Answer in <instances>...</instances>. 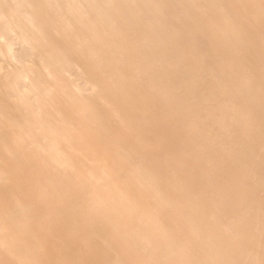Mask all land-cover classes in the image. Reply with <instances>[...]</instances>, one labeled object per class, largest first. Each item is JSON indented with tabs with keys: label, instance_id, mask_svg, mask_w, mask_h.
<instances>
[{
	"label": "bare ground",
	"instance_id": "6f19581e",
	"mask_svg": "<svg viewBox=\"0 0 264 264\" xmlns=\"http://www.w3.org/2000/svg\"><path fill=\"white\" fill-rule=\"evenodd\" d=\"M0 264H264V0H0Z\"/></svg>",
	"mask_w": 264,
	"mask_h": 264
},
{
	"label": "rangeland",
	"instance_id": "374dc122",
	"mask_svg": "<svg viewBox=\"0 0 264 264\" xmlns=\"http://www.w3.org/2000/svg\"><path fill=\"white\" fill-rule=\"evenodd\" d=\"M88 2L93 3L94 0H87ZM148 18V14H142L140 16L137 15V19L140 22H146ZM134 19L136 20V18L134 17ZM87 30H94L96 28H99L101 30V26L98 23H93V22H88L87 21ZM192 41L197 45L199 50H205L206 48V42L205 39L200 35L197 34L192 38ZM28 68L32 69L33 68V64H31L30 62L26 65ZM40 89H46V87L44 88V86H41ZM43 94V93H42ZM8 130H12L10 128H7Z\"/></svg>",
	"mask_w": 264,
	"mask_h": 264
}]
</instances>
